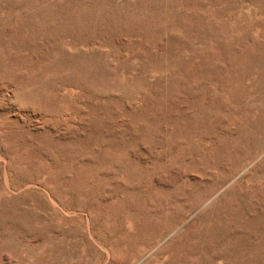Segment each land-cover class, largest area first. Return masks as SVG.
I'll return each instance as SVG.
<instances>
[{
	"label": "rangeland",
	"instance_id": "1",
	"mask_svg": "<svg viewBox=\"0 0 264 264\" xmlns=\"http://www.w3.org/2000/svg\"><path fill=\"white\" fill-rule=\"evenodd\" d=\"M0 264H264V0H0Z\"/></svg>",
	"mask_w": 264,
	"mask_h": 264
}]
</instances>
